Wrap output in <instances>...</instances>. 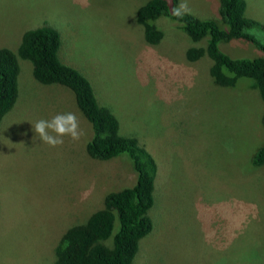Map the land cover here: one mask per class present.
<instances>
[{
  "label": "rangeland",
  "instance_id": "obj_1",
  "mask_svg": "<svg viewBox=\"0 0 264 264\" xmlns=\"http://www.w3.org/2000/svg\"><path fill=\"white\" fill-rule=\"evenodd\" d=\"M245 1V15L264 24V0ZM144 2L0 0V48L15 52L27 29H56L62 63L91 82L119 132L155 157L153 226L132 264H264V163H250L264 143V101L248 77L215 84L207 55L185 56L205 39L191 40L165 16L156 20L162 38L147 43L136 20ZM186 2L195 16L219 19V0ZM255 34L264 43V32ZM219 48L232 57L264 55L243 39ZM17 61L18 97L0 121V264H53L61 232L136 173L125 155L90 158L91 124L73 92L36 82L30 61ZM67 112L78 118V141L66 136L50 147L36 137L32 123Z\"/></svg>",
  "mask_w": 264,
  "mask_h": 264
},
{
  "label": "trees",
  "instance_id": "obj_2",
  "mask_svg": "<svg viewBox=\"0 0 264 264\" xmlns=\"http://www.w3.org/2000/svg\"><path fill=\"white\" fill-rule=\"evenodd\" d=\"M176 7L177 0H145L138 7L136 20L143 27L145 41L153 45L160 41L163 32L156 20L167 17L191 40L206 41L205 47H188L186 59L197 61L207 55L211 60L209 75L219 86L233 87L238 77L250 78L264 101V55L232 57L219 48L220 43L243 39L264 54L263 39L255 34L264 32V24L245 15L246 1L219 0V19L200 18L192 13L176 17ZM59 45V32L43 25L25 30L15 52L0 48V121L18 97L17 56L30 61L32 75L38 82L62 84L73 92L79 111L91 124L87 155L107 161L125 155L136 179L130 186L107 190L96 210L61 232L55 242L53 264H132L140 240L152 230L148 211L154 203L158 163L135 136L119 132L118 118L109 107L97 102L91 82L76 68L62 63ZM250 163L255 167L264 163V143L251 156Z\"/></svg>",
  "mask_w": 264,
  "mask_h": 264
},
{
  "label": "clouds",
  "instance_id": "obj_3",
  "mask_svg": "<svg viewBox=\"0 0 264 264\" xmlns=\"http://www.w3.org/2000/svg\"><path fill=\"white\" fill-rule=\"evenodd\" d=\"M190 12L186 0H181V3L173 9V15L176 17H183ZM32 125L36 137L38 136L41 142L50 147L63 145L66 136L72 141H78L83 134L78 118L72 112L58 113L51 119H40Z\"/></svg>",
  "mask_w": 264,
  "mask_h": 264
},
{
  "label": "crops",
  "instance_id": "obj_4",
  "mask_svg": "<svg viewBox=\"0 0 264 264\" xmlns=\"http://www.w3.org/2000/svg\"><path fill=\"white\" fill-rule=\"evenodd\" d=\"M33 76V75H32ZM34 78V77H33ZM34 80L36 81V82H38L35 78H34ZM38 83H40V82H38ZM40 84H43V83H40ZM53 84H56V83H53ZM44 85H49V84H44ZM60 88H57L56 89V92H59L60 90H59Z\"/></svg>",
  "mask_w": 264,
  "mask_h": 264
}]
</instances>
